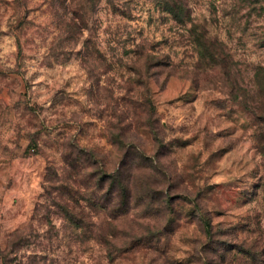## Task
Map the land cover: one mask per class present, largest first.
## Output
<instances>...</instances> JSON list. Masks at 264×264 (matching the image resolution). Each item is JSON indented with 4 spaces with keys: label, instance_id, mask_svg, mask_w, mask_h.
I'll return each instance as SVG.
<instances>
[{
    "label": "clouds",
    "instance_id": "clouds-1",
    "mask_svg": "<svg viewBox=\"0 0 264 264\" xmlns=\"http://www.w3.org/2000/svg\"><path fill=\"white\" fill-rule=\"evenodd\" d=\"M0 264H264V0H0Z\"/></svg>",
    "mask_w": 264,
    "mask_h": 264
}]
</instances>
